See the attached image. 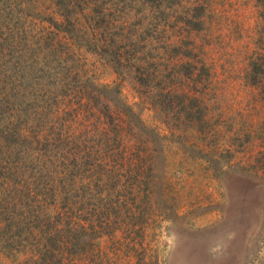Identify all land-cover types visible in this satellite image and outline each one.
Returning <instances> with one entry per match:
<instances>
[{
	"label": "rangeland",
	"instance_id": "rangeland-1",
	"mask_svg": "<svg viewBox=\"0 0 264 264\" xmlns=\"http://www.w3.org/2000/svg\"><path fill=\"white\" fill-rule=\"evenodd\" d=\"M0 264H264V0H0Z\"/></svg>",
	"mask_w": 264,
	"mask_h": 264
},
{
	"label": "trees",
	"instance_id": "trees-1",
	"mask_svg": "<svg viewBox=\"0 0 264 264\" xmlns=\"http://www.w3.org/2000/svg\"><path fill=\"white\" fill-rule=\"evenodd\" d=\"M73 138H74V140H75L76 142L80 141V138H79V137H73ZM35 142H37V141H35Z\"/></svg>",
	"mask_w": 264,
	"mask_h": 264
}]
</instances>
